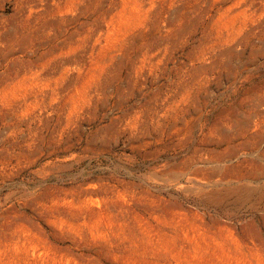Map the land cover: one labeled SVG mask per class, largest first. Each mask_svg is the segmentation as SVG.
<instances>
[{
  "label": "rangeland",
  "instance_id": "374dc122",
  "mask_svg": "<svg viewBox=\"0 0 264 264\" xmlns=\"http://www.w3.org/2000/svg\"><path fill=\"white\" fill-rule=\"evenodd\" d=\"M0 264H264V0H0Z\"/></svg>",
  "mask_w": 264,
  "mask_h": 264
}]
</instances>
